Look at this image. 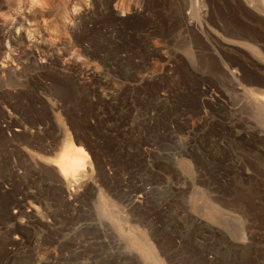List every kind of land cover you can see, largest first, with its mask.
Here are the masks:
<instances>
[{"label":"rangeland","instance_id":"obj_1","mask_svg":"<svg viewBox=\"0 0 264 264\" xmlns=\"http://www.w3.org/2000/svg\"><path fill=\"white\" fill-rule=\"evenodd\" d=\"M262 5L0 0V264H264Z\"/></svg>","mask_w":264,"mask_h":264},{"label":"bare ground","instance_id":"obj_2","mask_svg":"<svg viewBox=\"0 0 264 264\" xmlns=\"http://www.w3.org/2000/svg\"><path fill=\"white\" fill-rule=\"evenodd\" d=\"M262 6H264V5H262ZM262 9H264V7H262ZM35 11H37V10H35ZM46 11H48V10H46ZM29 13L26 15L24 14L25 15L24 17H28L27 15H29V20H32V21H33V19H36L40 16H44L43 11L41 12V10L40 11L38 10L37 12H34L32 14L31 13L29 14ZM67 14L68 15L65 18L66 20L73 16V13H71V11H68ZM23 19H25V18H23ZM29 20H27V21H29ZM0 31H2V28L0 29ZM21 54H22V56L27 54L26 49L23 48ZM262 95H264V94H262ZM261 97L259 96L258 98L261 99ZM57 147H58L57 148L58 150L55 153L53 152L54 157L51 159H48L47 161H48V163H51L54 167H56L59 174L62 177H64V179H66L67 181H70V182H72L74 180V182L77 183L78 180H80V178L82 176H84L88 171L90 173V169L92 167V161H91V157H90L89 152L83 147V145H80V144L74 142V140H72L69 137V138H66V140H64ZM64 179H62V180L64 181ZM75 180H77V181H75ZM69 185H70V183H69ZM118 227H120V226H118ZM131 239H132V237H131ZM141 250L143 251L145 257L148 260H150L156 264H159V261L156 260L154 255H153V248L147 247V248L141 249Z\"/></svg>","mask_w":264,"mask_h":264}]
</instances>
